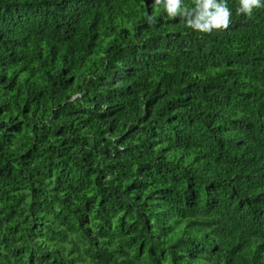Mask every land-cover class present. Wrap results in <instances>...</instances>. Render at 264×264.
Listing matches in <instances>:
<instances>
[{"label": "trees", "instance_id": "trees-1", "mask_svg": "<svg viewBox=\"0 0 264 264\" xmlns=\"http://www.w3.org/2000/svg\"><path fill=\"white\" fill-rule=\"evenodd\" d=\"M166 4L0 0V264H264V6Z\"/></svg>", "mask_w": 264, "mask_h": 264}, {"label": "clouds", "instance_id": "clouds-1", "mask_svg": "<svg viewBox=\"0 0 264 264\" xmlns=\"http://www.w3.org/2000/svg\"><path fill=\"white\" fill-rule=\"evenodd\" d=\"M178 0H167L166 7L170 14L175 13ZM264 6V0H240V7L237 9V12H244L251 14L253 7H262ZM207 7V5H205ZM230 16V12L226 7H222V10L218 15L213 16L209 20H204V16L199 17L196 21H189L188 23L195 28H199L205 31L211 30V28L216 27H227ZM151 19V18H149ZM201 21H204L203 23Z\"/></svg>", "mask_w": 264, "mask_h": 264}]
</instances>
